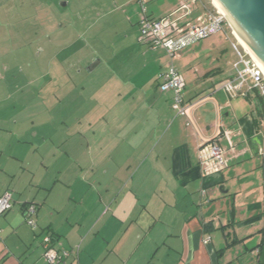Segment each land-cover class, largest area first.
<instances>
[{"label": "crops", "instance_id": "0c3cea01", "mask_svg": "<svg viewBox=\"0 0 264 264\" xmlns=\"http://www.w3.org/2000/svg\"><path fill=\"white\" fill-rule=\"evenodd\" d=\"M180 1L145 0L146 15L163 18ZM202 6L197 0L191 20ZM139 13L134 0H0V57L46 39L53 60L76 56L69 69L78 70L75 107L64 117L77 126L51 132L59 145L43 144L52 140L43 133L36 144V129L0 128V196L11 194L0 216V264H45L48 232L56 249L72 252L67 264H264V153L249 146L260 118L253 95L222 90L233 75L223 67L227 40L213 35L171 58L138 42ZM170 66L184 79L195 129L158 89ZM224 130L244 153H228V167L203 179L200 138ZM219 145L228 148L224 138ZM25 203L37 206L35 230Z\"/></svg>", "mask_w": 264, "mask_h": 264}, {"label": "built area", "instance_id": "2783aa9c", "mask_svg": "<svg viewBox=\"0 0 264 264\" xmlns=\"http://www.w3.org/2000/svg\"><path fill=\"white\" fill-rule=\"evenodd\" d=\"M134 1L140 9L138 42L141 45H145L149 50H163L172 58L188 47L213 35L222 34L226 40L229 39V36L234 39L235 42L232 44V49L236 52L238 61L232 65L233 75L224 84L222 90L230 94L231 97L237 95L246 97L252 94L253 96L258 95L263 100L262 115L259 119L260 127L256 134L260 141L256 153L262 155L261 141H264V74L255 60L246 54L239 45L225 19L213 7L215 9L214 13L206 10L191 20L193 5L196 4L197 0H181L178 8L168 16L152 19L146 15L145 0ZM158 89L161 93L172 94L171 110L177 116L186 119V127L195 129L189 116L190 110L194 105L188 106L184 102V79L174 67L170 66L166 71L159 74ZM223 138L228 142L227 149L219 145V140ZM200 140L202 143L198 148L197 157L203 179L220 174L228 167V153L232 154V158L239 157L244 153L243 151H235L236 148L231 141V132L227 130L219 132L213 139L204 140L200 138ZM10 208L11 194L5 192L0 196V216L5 214ZM23 212L26 224L34 230L36 226L33 216L35 215L36 207L33 204H27ZM208 242L206 240L204 244ZM41 247L43 249V261L46 264H67V260L72 254L70 251L56 249L47 234L42 236Z\"/></svg>", "mask_w": 264, "mask_h": 264}, {"label": "rangeland", "instance_id": "374dc122", "mask_svg": "<svg viewBox=\"0 0 264 264\" xmlns=\"http://www.w3.org/2000/svg\"><path fill=\"white\" fill-rule=\"evenodd\" d=\"M201 1L203 6L207 7L205 10L214 13L215 9L209 0ZM213 38L200 41L202 42L201 45H206L205 43L213 40ZM234 42V39L230 36L227 41H221L220 47L227 50L223 56V67L226 69H231L232 65L238 61L237 54L232 49ZM247 54L251 56L248 52ZM56 57L57 59L53 60L46 39L34 41L27 48L18 49L13 54L0 57V128L8 131H12L14 128L17 130L36 129L39 135L35 143L39 144L42 133L51 134V132H61L65 126L70 128L77 126L75 120L72 123L70 119L69 124L64 120V117H67V114L69 115L68 112L75 107L73 106L74 103L70 102L69 96L78 94V88H74L70 84L73 81L74 73L77 74L78 70L73 69L71 71L69 69L72 63H75L76 56L69 57L70 60L63 58L66 57L65 55ZM60 59H66V61L61 64ZM249 96H252V94H249ZM21 137L26 139L30 135L24 134ZM50 137L52 138L51 142L45 139L43 144L48 146L52 144L59 145L60 135L51 134ZM261 146L264 153V141H261ZM45 153H48V148ZM261 156H252V158L262 160ZM50 158L47 155L43 163L44 167L49 170L53 169ZM250 160L248 157L242 158L244 163H252L253 161ZM258 172L263 181V170L261 169ZM38 175L40 173H37ZM250 175L253 180L255 173ZM259 188L258 186L252 191H256V194L261 195L263 190Z\"/></svg>", "mask_w": 264, "mask_h": 264}, {"label": "water", "instance_id": "95a60500", "mask_svg": "<svg viewBox=\"0 0 264 264\" xmlns=\"http://www.w3.org/2000/svg\"><path fill=\"white\" fill-rule=\"evenodd\" d=\"M212 1L264 72V0ZM259 145L257 137L249 141L252 154Z\"/></svg>", "mask_w": 264, "mask_h": 264}, {"label": "trees", "instance_id": "16d2710c", "mask_svg": "<svg viewBox=\"0 0 264 264\" xmlns=\"http://www.w3.org/2000/svg\"><path fill=\"white\" fill-rule=\"evenodd\" d=\"M139 16H140V13H139ZM168 16V15H167ZM166 17V16H165ZM160 19V18H159ZM229 31V30H228ZM254 102H255V108H256V111H257V114H258V117L260 118L261 117V113H262V109H263V100L258 96V95H255L254 96ZM27 204H33L35 207H36V212H35V215L33 216V219H34V223H35V226H36V222H35V216H36V214H37V206L34 204V203H25V204H23V206H22V209H21V213H22V216L24 215V208L26 207V205ZM11 209V208H10ZM9 209V210H10ZM8 210V211H9ZM7 211V212H8ZM6 212V213H7ZM5 213V214H6ZM4 215V214H3ZM3 215H1V216H3ZM24 218V217H23ZM25 221V220H24ZM26 223V222H25ZM36 229V228H35ZM34 229V230H35ZM45 234H47L48 236H50V238H51V240H52V242L54 241V238H53V236L48 232V233H45ZM54 245V244H53ZM229 245H227V247H228ZM42 248V247H41ZM66 251V250H65ZM224 251V249L223 250H221L219 253H221L222 254V252ZM42 255H43V249H42ZM42 259H43V257H42ZM46 264V263H45Z\"/></svg>", "mask_w": 264, "mask_h": 264}, {"label": "bare ground", "instance_id": "6f19581e", "mask_svg": "<svg viewBox=\"0 0 264 264\" xmlns=\"http://www.w3.org/2000/svg\"><path fill=\"white\" fill-rule=\"evenodd\" d=\"M210 2H211V4H212V6L217 10V12L224 18V16L221 14V12L218 10V8L216 7V5L213 3V1L212 0H209ZM225 19V18H224ZM232 33H233V35H234V37L236 38V40L238 41V43H239V45L242 47V48H244L243 50H244V52L247 54V52L249 53V51L247 50V48L245 47V45L242 43V41L240 40V38L238 37V35L236 34V32L232 29ZM250 54V53H249ZM251 55V54H250ZM252 56V55H251ZM250 56V57H251ZM252 58V57H251ZM253 59V58H252ZM254 60V59H253ZM256 62V61H255ZM257 63V62H256ZM262 70V69H261ZM263 72V71H262ZM263 74H264V72H263Z\"/></svg>", "mask_w": 264, "mask_h": 264}]
</instances>
